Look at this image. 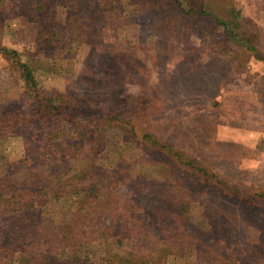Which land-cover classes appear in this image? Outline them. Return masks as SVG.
<instances>
[{
    "label": "rangeland",
    "instance_id": "374dc122",
    "mask_svg": "<svg viewBox=\"0 0 264 264\" xmlns=\"http://www.w3.org/2000/svg\"><path fill=\"white\" fill-rule=\"evenodd\" d=\"M186 1L112 0L94 14L98 25L92 35L64 39L53 33L64 15L43 24L26 13L5 19L0 27V107L17 109L23 92L19 71L1 48L21 50V59L46 89L77 83L83 100L112 99L115 112L131 117L135 132L150 130L161 143L182 148L253 196L255 206L220 200L222 208L245 212L241 229L233 232L232 241L241 249L235 264H264V0H203L211 17L190 12ZM215 17L228 20L229 28L239 21L237 33L227 35ZM102 110L87 106L86 115L96 117ZM52 122L65 124L55 117ZM103 128L99 156L117 152L126 162H137V170L160 178L170 155L142 152L140 139L119 126ZM58 150L43 145L41 153L47 160L58 156ZM5 157L0 152L1 174L21 179L30 172L25 165L11 169ZM190 208L191 222L202 230L216 222L199 204ZM61 212L59 202L44 206L42 227L60 222ZM102 228L99 224L95 239L109 242L100 235ZM93 246L78 236L74 246L59 253L90 258ZM178 257L189 263L193 250L181 245Z\"/></svg>",
    "mask_w": 264,
    "mask_h": 264
},
{
    "label": "trees",
    "instance_id": "16d2710c",
    "mask_svg": "<svg viewBox=\"0 0 264 264\" xmlns=\"http://www.w3.org/2000/svg\"><path fill=\"white\" fill-rule=\"evenodd\" d=\"M111 1L0 0V27L5 19L21 13L36 17L39 24L55 23L58 15H64L53 30L55 35L61 39L92 35L98 25L94 14ZM186 2L190 12L211 17L203 0ZM238 15L239 10L234 17ZM214 19L227 35L237 33L239 21L229 28L228 20ZM1 49L19 71L23 92L17 109L0 107V152L11 169L25 165L30 172L21 179L0 173V264H235L240 259L241 249L232 240L245 212L222 208L220 200L255 206L253 196L237 181L216 173L182 148L161 143L150 130L135 132L131 117L115 112L112 99L83 100L77 83L62 90L44 88L30 63L21 59V50ZM87 106L103 110L89 118ZM54 117L65 124L53 125ZM103 126H119L138 137L142 152L170 155L160 178L137 170V162L128 159V163L117 152V156H99L105 144ZM43 145L57 147L58 156L43 158ZM51 202L61 204L63 217L45 230L42 210ZM193 204L216 216L209 229L191 222ZM99 224L103 225L100 235L109 242L96 241ZM78 236L94 243L92 257L61 256L59 250L74 246ZM181 245L193 250L189 263L179 260Z\"/></svg>",
    "mask_w": 264,
    "mask_h": 264
}]
</instances>
